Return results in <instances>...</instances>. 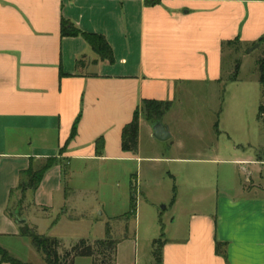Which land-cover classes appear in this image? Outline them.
I'll return each instance as SVG.
<instances>
[{"label":"crops","instance_id":"0c3cea01","mask_svg":"<svg viewBox=\"0 0 264 264\" xmlns=\"http://www.w3.org/2000/svg\"><path fill=\"white\" fill-rule=\"evenodd\" d=\"M146 1L0 0V247L14 259L33 264L31 257L39 253L21 234L24 227L67 247L83 236L104 238L108 226L116 240L115 264H153L148 253L139 256L137 232L131 234L136 213L127 219L128 208L94 217L86 200L96 197L84 177L93 166L118 165L125 171V164L141 158L139 140L134 152L121 145L122 129L135 111L138 135L143 127L156 139L144 99L169 103L158 120L171 138L165 118L177 121L176 114L185 113L179 107L192 102L198 86L205 90L207 123L215 137L222 132L242 137L229 145L219 136L208 158L162 155L155 144L148 153L143 146L149 168L170 162L234 165L208 212L198 207L207 199L195 193L199 177L188 170L193 209L184 233L164 238L161 264H264V157L258 153L264 145L257 141V114H219L216 121L228 78L224 42H263L264 0ZM61 19L101 35L113 61L100 58L81 35H61ZM75 121L76 133L68 140ZM98 139L102 144L97 147ZM49 157L61 162L43 173L35 189L27 186L26 170H36ZM127 206L128 199L123 202ZM113 219L122 221L127 234L120 231L122 237L115 239L108 221ZM152 221L151 215L144 236L148 245L157 239ZM217 241L225 245V257L215 251ZM73 264L93 263L81 256Z\"/></svg>","mask_w":264,"mask_h":264},{"label":"rangeland","instance_id":"374dc122","mask_svg":"<svg viewBox=\"0 0 264 264\" xmlns=\"http://www.w3.org/2000/svg\"><path fill=\"white\" fill-rule=\"evenodd\" d=\"M255 44L234 42L224 45L223 67L228 78L222 83L221 106L216 113L218 114L216 121L219 120V114H257L259 120L257 141L264 145V109L263 113L259 110L261 106H264V85L260 81L258 67V60L264 57V40L257 47H254ZM237 63L239 65L236 71ZM235 72L236 81L232 79ZM204 91L203 87H194L196 93L192 97V102L188 106L185 103L184 106L179 107L178 112L182 109L185 113L176 114L175 120L177 121L170 122L165 118V122L169 125L173 135L171 138L160 141L149 137L143 127L140 129L138 140L141 158L125 164V171L118 168V165L114 169L106 165L93 166L87 172L88 175L84 177L85 185H89L95 193L96 198L89 197L86 200V206L89 210H93L94 217H97L100 212L106 216L108 214L119 215L124 212L123 209L128 210L132 188L136 205V218L131 217V234L137 232V251L140 257L143 255V259L147 253L150 258L153 257L152 243L148 245L144 240V236L148 233V220L151 215L154 238H160L161 233H163L162 238H170L175 233H184L189 213L193 209L191 198H189L190 193L187 189L188 170L192 169L195 176L199 177L196 180L195 193H203L207 196V199L205 197L203 203L198 206L205 212L213 211L218 187L222 191L225 178L231 177L234 173V165L217 162H170L154 165L152 168L148 167L150 163H143V146L148 153L152 150L151 144H155L156 149L162 155L208 158L216 146V140L219 136V141L221 140L222 144L229 145L233 144L236 137H242V133L237 134L236 132L232 135L222 132L215 137L214 129L207 123L210 113ZM223 101L225 104H222ZM225 106L226 109L228 108L226 112L223 111ZM181 123L183 126L180 125ZM175 143L181 144L182 147L172 151L170 148ZM258 153L264 157L263 149L259 150ZM211 186L213 187L212 193L209 192ZM126 199H128V206L124 208L123 202ZM108 221L115 228V239L122 237L120 231L127 234L120 228L122 221L120 222L119 219ZM181 227L183 230L176 232ZM92 233L95 235L94 231ZM83 237L90 239L92 236ZM31 259L33 264H44L39 253L37 257L32 256Z\"/></svg>","mask_w":264,"mask_h":264},{"label":"trees","instance_id":"16d2710c","mask_svg":"<svg viewBox=\"0 0 264 264\" xmlns=\"http://www.w3.org/2000/svg\"><path fill=\"white\" fill-rule=\"evenodd\" d=\"M146 3H155L154 1L147 0ZM61 35H81L89 46L99 54L100 58L109 62L113 61L112 50L107 41L98 34L87 33L79 30L72 24H68L65 19H61ZM264 39V38H262ZM238 42V38L231 41L224 42V44H232ZM236 65V71L238 70ZM258 67L260 72V81L264 85V57L258 60ZM232 79H236V72L233 74ZM169 106L168 102L144 99L142 101V108L147 113L152 121L158 120L164 110ZM264 106L260 107V112L263 113ZM76 121L73 123L70 130L68 140L74 137L76 133ZM138 129H139V115L135 111L132 120L124 126L121 133V145L124 150L136 151L138 144ZM97 147L102 144V140L96 141ZM64 147V146H63ZM63 147L59 148V154L63 152ZM97 153H100L97 151ZM60 158L49 157L44 160V163L36 170L28 168L25 172L28 177L27 186L35 189L43 176V173L52 165L60 163ZM65 169L63 167V173ZM130 198L129 210L125 214L126 218H131L136 213L135 198L133 190ZM21 234L29 237L33 247L39 252L46 264H73L76 257L86 256L92 259L93 264H115L114 253L116 247V240L109 235V227L106 226V236L102 239L90 240L81 238L69 246H65L63 242L56 238L36 233L32 229L26 227L21 229ZM157 238L153 241V264H161L162 262V245L164 238ZM224 244L220 242L215 243V251L225 257ZM0 260L10 264H28L11 257L6 250L0 247Z\"/></svg>","mask_w":264,"mask_h":264},{"label":"water","instance_id":"95a60500","mask_svg":"<svg viewBox=\"0 0 264 264\" xmlns=\"http://www.w3.org/2000/svg\"><path fill=\"white\" fill-rule=\"evenodd\" d=\"M259 45V43H256L254 45V47H257ZM152 133L153 136L160 141H164L167 140L170 137V133L168 131L167 126H165L164 124H162V122L160 120H156L154 121V123L152 124ZM20 222H24V219H20Z\"/></svg>","mask_w":264,"mask_h":264}]
</instances>
